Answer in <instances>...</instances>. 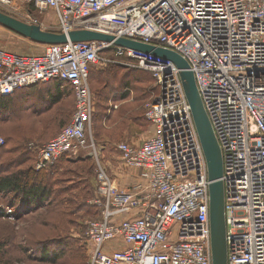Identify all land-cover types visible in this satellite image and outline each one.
I'll return each instance as SVG.
<instances>
[{
  "label": "built area",
  "instance_id": "built-area-1",
  "mask_svg": "<svg viewBox=\"0 0 264 264\" xmlns=\"http://www.w3.org/2000/svg\"><path fill=\"white\" fill-rule=\"evenodd\" d=\"M28 1L51 8L59 32L115 38L47 43L38 53L0 48V96L54 80L74 90L72 120L39 149L36 170L95 147L93 67L127 56L160 84L146 108L154 136L118 144L123 165L139 170L141 180L125 188L99 164L93 202L101 211L87 224V264H213L211 180L182 69L117 45L118 38L161 46L188 62L223 157L228 264H264V0ZM5 144L0 134V149Z\"/></svg>",
  "mask_w": 264,
  "mask_h": 264
},
{
  "label": "rangeland",
  "instance_id": "rangeland-1",
  "mask_svg": "<svg viewBox=\"0 0 264 264\" xmlns=\"http://www.w3.org/2000/svg\"><path fill=\"white\" fill-rule=\"evenodd\" d=\"M0 10L28 23L37 20L46 31L59 32L51 8L40 10L28 0H13L8 5L0 4ZM0 48L38 53L43 51L44 44L0 24ZM115 60L93 67L90 75L96 102L90 141L94 140L95 147L68 156V161L60 162L50 171H41L39 178L43 177L48 184V201L27 206L14 195L0 193L3 264H49L40 259L39 249L47 243L55 248L59 240L82 245L86 254L83 262L88 261L91 245L87 224L101 211L100 205L93 202L97 198L99 164L114 177L127 172L118 144L142 140L155 130L146 117V108L160 93V84L152 72L140 68L127 56ZM54 84L55 81H50L20 88L7 111L0 109V134L6 139L0 149V176L28 167L34 170L39 149L72 120L75 96L68 86L63 87L64 98L46 109ZM22 155L31 160L12 167L13 160L23 159ZM8 208H13L14 213L8 215Z\"/></svg>",
  "mask_w": 264,
  "mask_h": 264
},
{
  "label": "water",
  "instance_id": "water-1",
  "mask_svg": "<svg viewBox=\"0 0 264 264\" xmlns=\"http://www.w3.org/2000/svg\"><path fill=\"white\" fill-rule=\"evenodd\" d=\"M0 24L24 37L43 44L61 43L68 41V39L73 41L94 39L112 41L115 39L112 35L86 29L74 30L69 33L46 31L39 24L25 22L1 10ZM114 43L120 46L142 49L169 58L182 69L181 76L184 82V88L192 108L193 117L207 158L209 179L211 180L209 189L213 264H228L225 186L221 179L223 176V157L213 126L199 94L193 71L190 69L188 62L180 54L161 46L146 44L126 38H118Z\"/></svg>",
  "mask_w": 264,
  "mask_h": 264
},
{
  "label": "trees",
  "instance_id": "trees-1",
  "mask_svg": "<svg viewBox=\"0 0 264 264\" xmlns=\"http://www.w3.org/2000/svg\"><path fill=\"white\" fill-rule=\"evenodd\" d=\"M54 81L55 84L52 85L54 90L50 93L52 94V96L50 94L48 95V107L46 109H50L53 105L59 103L64 98L66 92L63 90V87H70L74 95V90L70 84L59 80ZM14 93L8 96H0L1 111H7L10 106V100L12 99ZM23 157L24 155H22V158ZM66 158L67 157H63L54 166L42 170H33V168L31 167L22 170H10L11 172H9L8 174L0 176V193H8L10 195H14L27 206H33L48 201L49 195L47 194L46 188L48 184L47 186L45 184L47 183V180H43V177L39 178V174L41 173V171H50L51 169L56 168L58 164L64 160L68 161ZM28 160H31V158H29L28 156H25V158L23 159H21V157L15 158L13 160V163L10 165H12V167H14L15 165L20 166ZM98 217L99 216L95 218ZM39 253L40 259L43 262L49 264H84L83 260L86 257L85 248L82 245L78 246L72 242H64L60 240L55 242V248L51 243L43 245L39 249ZM62 258L66 259L65 262H61ZM0 264H3L1 257Z\"/></svg>",
  "mask_w": 264,
  "mask_h": 264
},
{
  "label": "crops",
  "instance_id": "crops-1",
  "mask_svg": "<svg viewBox=\"0 0 264 264\" xmlns=\"http://www.w3.org/2000/svg\"><path fill=\"white\" fill-rule=\"evenodd\" d=\"M155 134V130L153 132H151L148 136L144 137L142 140L139 141H130L133 143H142L143 141L153 137ZM127 172L124 173L123 175H120L118 178L115 176L116 180L118 181V183L127 188L129 186H131L132 184L136 183L138 180H141V178H139V170L134 169V168H128L126 169Z\"/></svg>",
  "mask_w": 264,
  "mask_h": 264
}]
</instances>
